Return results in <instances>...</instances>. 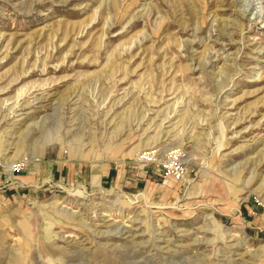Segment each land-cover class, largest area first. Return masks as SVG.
I'll use <instances>...</instances> for the list:
<instances>
[{
    "label": "rangeland",
    "instance_id": "obj_1",
    "mask_svg": "<svg viewBox=\"0 0 264 264\" xmlns=\"http://www.w3.org/2000/svg\"><path fill=\"white\" fill-rule=\"evenodd\" d=\"M0 264H264V0H0Z\"/></svg>",
    "mask_w": 264,
    "mask_h": 264
},
{
    "label": "clouds",
    "instance_id": "obj_2",
    "mask_svg": "<svg viewBox=\"0 0 264 264\" xmlns=\"http://www.w3.org/2000/svg\"><path fill=\"white\" fill-rule=\"evenodd\" d=\"M249 4V0H245V5H246V8H247V5Z\"/></svg>",
    "mask_w": 264,
    "mask_h": 264
},
{
    "label": "bare ground",
    "instance_id": "obj_3",
    "mask_svg": "<svg viewBox=\"0 0 264 264\" xmlns=\"http://www.w3.org/2000/svg\"><path fill=\"white\" fill-rule=\"evenodd\" d=\"M10 164V163H9ZM11 165V167H12V164H10ZM70 214V213H69ZM119 232H121V229L120 230H118Z\"/></svg>",
    "mask_w": 264,
    "mask_h": 264
}]
</instances>
